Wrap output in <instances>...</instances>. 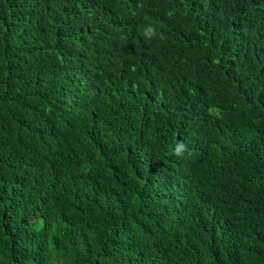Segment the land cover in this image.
Segmentation results:
<instances>
[{"label": "trees", "instance_id": "trees-1", "mask_svg": "<svg viewBox=\"0 0 264 264\" xmlns=\"http://www.w3.org/2000/svg\"><path fill=\"white\" fill-rule=\"evenodd\" d=\"M0 264H264V0H0Z\"/></svg>", "mask_w": 264, "mask_h": 264}]
</instances>
